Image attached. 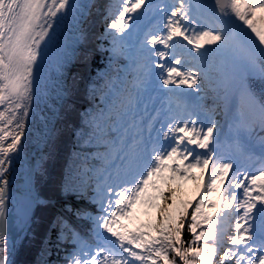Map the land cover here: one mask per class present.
Instances as JSON below:
<instances>
[{
	"label": "snow or ice",
	"instance_id": "6c2138e0",
	"mask_svg": "<svg viewBox=\"0 0 264 264\" xmlns=\"http://www.w3.org/2000/svg\"><path fill=\"white\" fill-rule=\"evenodd\" d=\"M260 19L264 0H0V264H264Z\"/></svg>",
	"mask_w": 264,
	"mask_h": 264
},
{
	"label": "trees",
	"instance_id": "16d2710c",
	"mask_svg": "<svg viewBox=\"0 0 264 264\" xmlns=\"http://www.w3.org/2000/svg\"><path fill=\"white\" fill-rule=\"evenodd\" d=\"M258 27L264 28V19H260L258 21ZM70 161L66 160L64 161L65 164L69 163ZM99 161H92L91 164L99 165ZM91 166V165H90ZM148 216L149 222L153 217L154 213ZM185 238H187V234L185 235ZM17 264H38L40 256H39V247L37 245L32 246H26L22 249L18 250L17 253Z\"/></svg>",
	"mask_w": 264,
	"mask_h": 264
},
{
	"label": "rangeland",
	"instance_id": "374dc122",
	"mask_svg": "<svg viewBox=\"0 0 264 264\" xmlns=\"http://www.w3.org/2000/svg\"><path fill=\"white\" fill-rule=\"evenodd\" d=\"M246 27V26H245ZM230 72V69L225 66L223 69H222V74L226 77ZM185 198L186 199H191L192 196H193V193L195 192V185L192 184V183H188L186 186H185ZM144 217H145V213L142 212L141 210H137V212L134 214L133 218L129 219V220H126V221H122V223L124 225L127 226V228L129 230H135V228L141 223L144 221Z\"/></svg>",
	"mask_w": 264,
	"mask_h": 264
}]
</instances>
